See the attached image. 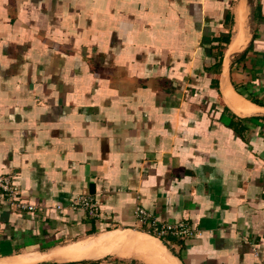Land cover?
<instances>
[{
  "label": "crops",
  "instance_id": "0c3cea01",
  "mask_svg": "<svg viewBox=\"0 0 264 264\" xmlns=\"http://www.w3.org/2000/svg\"><path fill=\"white\" fill-rule=\"evenodd\" d=\"M10 173L0 264H264V0H0Z\"/></svg>",
  "mask_w": 264,
  "mask_h": 264
},
{
  "label": "built area",
  "instance_id": "2783aa9c",
  "mask_svg": "<svg viewBox=\"0 0 264 264\" xmlns=\"http://www.w3.org/2000/svg\"><path fill=\"white\" fill-rule=\"evenodd\" d=\"M14 176L13 173L0 174V194L6 197L11 207L18 211H35L37 209H42L43 205L27 202L22 197L21 188L15 182ZM69 208H82L92 217L100 216L99 202L92 194L80 195L72 201ZM137 212L138 216L141 217L144 222L151 217L150 213H148L143 207H137ZM152 222L156 232L161 237L173 235L178 238H187L197 233V229L185 220L176 223H162L161 225H158L155 220Z\"/></svg>",
  "mask_w": 264,
  "mask_h": 264
},
{
  "label": "bare ground",
  "instance_id": "6f19581e",
  "mask_svg": "<svg viewBox=\"0 0 264 264\" xmlns=\"http://www.w3.org/2000/svg\"><path fill=\"white\" fill-rule=\"evenodd\" d=\"M175 89V88H174ZM224 102V101H223ZM88 245H89V243H88ZM35 255V254H34ZM29 256H31L29 259L31 260V261H34L35 259H36V256H33V255H29Z\"/></svg>",
  "mask_w": 264,
  "mask_h": 264
}]
</instances>
